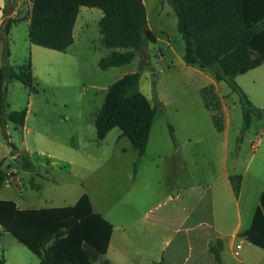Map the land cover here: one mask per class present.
<instances>
[{
  "label": "rangeland",
  "instance_id": "obj_1",
  "mask_svg": "<svg viewBox=\"0 0 264 264\" xmlns=\"http://www.w3.org/2000/svg\"><path fill=\"white\" fill-rule=\"evenodd\" d=\"M0 2L4 15L8 1ZM145 3L152 30L159 41L149 42L148 50L137 52L136 58L129 64L107 70L100 67V61L110 55L111 49L103 41L99 26L103 11L97 8H81L75 30L76 42L67 52L34 45V89L17 80L6 82L7 112L27 110L26 128L8 122L9 129L2 127L0 131V157L6 168L29 167L27 155L44 153L54 157L50 160L56 161L58 166L69 169L70 165L73 175L86 179L84 188L87 187L90 192L96 210L108 215L116 211L119 202L135 200L141 204L138 183L134 195L132 191L134 167H131V158L118 150L124 146V143H118V135L122 131L113 129L103 142L98 139L95 124L108 88L126 74L134 72H141L142 78L129 91V96L139 91L156 104L157 94L166 92L173 102L167 107V113L159 116L154 136H169L171 124L182 142L188 138L203 137L204 142L198 144L197 155L186 158L189 164L202 166L208 173L222 166L224 133L216 129L211 115L214 111L206 109L201 91L196 92L195 87L199 84L184 76V70L174 55L173 47L179 52L185 51L176 13L168 0H145ZM32 6L33 0H18L15 17L28 19ZM29 29L28 20L12 29L8 37L11 65L23 63L24 50L30 46ZM4 50L5 42L0 39V66L5 63ZM173 61L176 63L173 64ZM256 72L262 77L256 79L255 90L249 91L253 97L255 91L262 99L255 97L256 101L264 103V66ZM247 85L244 83L246 88ZM217 94L222 101L224 122L227 120L226 113L230 121L227 165L234 175L245 178V192L241 199L244 210L248 202L255 200V194L264 191V118L254 117L250 127L245 128L240 96L225 82L220 83ZM124 140L130 142L127 138ZM187 149H192L190 143ZM151 150L154 148L151 147ZM19 154L24 156L22 160L18 158ZM12 155H16L14 160ZM18 175L20 185L1 187L0 198L19 199L28 195L41 202L55 199L54 203L58 204L61 195L76 190L63 183L44 181L37 175L31 177L23 172ZM33 184L41 186L40 192L32 190ZM3 235L0 239L4 246H24L11 233L4 231ZM31 254L36 258L34 253ZM241 257L246 264H261L264 262V250L254 245L251 249L246 246ZM226 259L240 264L229 250L226 251Z\"/></svg>",
  "mask_w": 264,
  "mask_h": 264
},
{
  "label": "trees",
  "instance_id": "obj_2",
  "mask_svg": "<svg viewBox=\"0 0 264 264\" xmlns=\"http://www.w3.org/2000/svg\"><path fill=\"white\" fill-rule=\"evenodd\" d=\"M5 21L0 39L5 42L4 65L0 66V126L8 122L24 126L27 111L7 112L8 80H18L34 89L35 78L30 62L8 66V37L14 25L29 20L32 44L58 52H66L75 43L74 30L82 7L103 11L99 21L103 41L111 49L99 65L107 70L131 63L139 51L157 37L149 28L144 0H33L30 17L13 15L18 0H7ZM162 1V0H160ZM178 18V31L185 40V62L201 69H216L217 82H225L240 96L244 126L250 127L254 117L264 118V108L250 100L236 78L264 64V0H168ZM140 72L129 73L113 83L105 96L95 124L99 140L115 128L122 131L143 156L162 104H153L141 93L129 96L138 83ZM205 106L213 112L219 131L225 128L222 101L214 84L201 90ZM175 141L174 131L170 126ZM237 196L242 175L231 176ZM0 167V188L5 184ZM0 225L21 244L37 255L41 264H92L84 249L88 245L101 255L109 249L113 225L94 211L89 195L84 194L75 205L43 209H19L12 200H0ZM249 242L264 250V193L251 227L242 233ZM222 243L210 250L222 264ZM0 264H7L0 254ZM106 264H108L106 262ZM164 264V263H161Z\"/></svg>",
  "mask_w": 264,
  "mask_h": 264
},
{
  "label": "crops",
  "instance_id": "obj_3",
  "mask_svg": "<svg viewBox=\"0 0 264 264\" xmlns=\"http://www.w3.org/2000/svg\"><path fill=\"white\" fill-rule=\"evenodd\" d=\"M17 14L18 12L15 10L12 16L15 17ZM5 18L0 2V29ZM148 21L149 28L152 30L149 17ZM18 24L14 25L12 29ZM76 28L77 23L75 30ZM157 41H159L158 37ZM34 49L36 48H34V44L30 41V46L24 50L23 63L11 65L9 59L7 62L8 66L16 67L30 62L34 70L32 57ZM144 50H148V45ZM173 51L178 65L184 70V76L199 84L195 87L196 92H200L211 84L216 86L217 91L219 90L221 82H217L215 79L216 69L204 70L198 66L188 65L185 62V51L184 53L179 52L176 47H173ZM162 55L163 53L161 52ZM11 56L12 53L10 51ZM174 63L176 62L173 61ZM263 66L264 64L240 74L236 78L254 105L261 108H264V103H259L256 101V98L262 99L255 91L254 96L256 98L251 96L249 90H255L256 79L262 77L256 70ZM158 75V73L155 74L156 77ZM141 78L142 73L140 72L138 83ZM243 82L248 84V89L244 86ZM157 98L158 102L162 104L163 109V112L159 116H163L164 113H167V107L173 105V102L169 99L166 92H160L157 94ZM203 103L205 105L204 100ZM206 109L208 108L206 107ZM211 115L213 118L212 113ZM226 115L227 120L224 130H218L220 133H224L225 139L223 164L211 173H208L202 166L189 164L186 159L189 155H197L198 144H202L204 138H188L182 142L171 124L170 126H172L175 132V141L171 133L169 136L165 134L162 136L160 134V138H158V135L155 134L154 136V133L159 117L153 125L149 144L143 156L139 155L138 150L130 140V142L124 140L127 137L122 134L118 135V143H124V146L119 147L118 150L130 156L131 167H134V173L131 176L133 180L132 191L134 195L136 192L135 187L138 183L141 204H137L135 200L130 203L119 202L116 211L108 215L96 210L90 192L86 189L87 187L84 188L86 179L73 175L70 165L69 169L58 166L56 161L50 160V158L54 159V157L50 155L45 156L44 153L37 156L34 153L27 155L30 166H25L23 169H14L11 166L6 168L4 160L1 161L2 157H0V167L4 172L6 180L2 187L13 185L18 187L21 183L18 173L23 172L31 177L33 175L42 177L44 181L51 180L56 184L59 182L64 185H70L73 190L76 189L75 192L61 195L58 198L61 200L58 204L54 203L55 199H51L49 202H41L28 195H22L19 199L4 197L0 198V200H12L17 204L19 209L26 210L72 206L84 194L89 195L94 211L101 214L113 225L109 249L105 255H101L90 246L84 245V249L88 253L92 264H106V262L108 264H219L210 250L211 246H215L219 241L222 243L220 253L222 264H234L226 259L227 250L231 252L240 264H246L241 257L242 253L246 246L251 249L254 244L243 237L242 233L251 227L253 217L260 205V199L264 191L255 194V200L248 202L244 210L241 208V199L245 192V178L243 177L241 191L237 196L233 182L231 181V176L235 175L227 165L230 121L228 120L227 113ZM4 127L8 130L9 124L7 123ZM23 127L26 128V123ZM1 129L2 127L0 126V131ZM111 132L101 141H106ZM188 143L191 144L192 149H187ZM151 147L154 150H151ZM15 157L16 155L11 156L13 160ZM18 158L22 160L24 156L19 154ZM81 186L83 188L80 189L79 187ZM31 187L32 190L40 192L41 186L33 184ZM68 199L70 200L67 201ZM4 231L0 225V236L4 237ZM16 241L18 240L16 239ZM18 243L20 242L18 241ZM238 244L241 245V249L240 257L237 258L235 256V249ZM20 245L23 244L20 243ZM23 247L26 246H19L17 244H11L9 247L4 246L0 239V254L5 257L7 264H41L37 255L35 258L31 254L33 252L28 248V250H25L26 248ZM261 264H264V262Z\"/></svg>",
  "mask_w": 264,
  "mask_h": 264
},
{
  "label": "built area",
  "instance_id": "obj_4",
  "mask_svg": "<svg viewBox=\"0 0 264 264\" xmlns=\"http://www.w3.org/2000/svg\"><path fill=\"white\" fill-rule=\"evenodd\" d=\"M240 249H241V245L238 244V245L236 246V249H235V256H236L237 258L240 257Z\"/></svg>",
  "mask_w": 264,
  "mask_h": 264
}]
</instances>
